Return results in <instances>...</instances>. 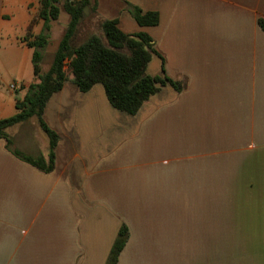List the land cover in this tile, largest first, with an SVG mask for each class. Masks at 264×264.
<instances>
[{
	"label": "crops",
	"instance_id": "0c3cea01",
	"mask_svg": "<svg viewBox=\"0 0 264 264\" xmlns=\"http://www.w3.org/2000/svg\"><path fill=\"white\" fill-rule=\"evenodd\" d=\"M94 1L89 25L115 18L125 33H148L155 49L148 65L181 88L161 85L129 114L96 84L81 92L68 79L42 115L58 134L50 171L21 160L0 138V264H104L124 222L119 262L143 233L157 234L153 224L175 212L178 198H185L188 228L194 192L237 197V259L264 264V0ZM39 5L0 0V118L16 109L9 85L24 94L34 80L28 35L44 30L49 39L58 22L45 30ZM134 6L157 12V24L139 25ZM11 126L10 149L47 158V137L36 132L41 148L26 151ZM198 127L208 138H195ZM233 150L237 158L227 160ZM178 165L184 175L174 172ZM227 165L237 172L224 174Z\"/></svg>",
	"mask_w": 264,
	"mask_h": 264
},
{
	"label": "trees",
	"instance_id": "16d2710c",
	"mask_svg": "<svg viewBox=\"0 0 264 264\" xmlns=\"http://www.w3.org/2000/svg\"><path fill=\"white\" fill-rule=\"evenodd\" d=\"M38 15L43 19V28L49 29V22L56 19L61 8L69 14L68 24L53 52L46 71L41 70L43 48L48 43V32L44 30L36 35L29 34L26 44L33 48L32 68L34 80L28 83L22 97L15 99L16 111L0 118V138L6 140V147L18 158L43 171L53 167L54 148L58 134L43 119V110L51 95L59 91L69 79L77 89L85 92L95 84H101L109 104L120 111L134 114L161 85L169 84L175 90L181 88L179 81L166 75H152L147 65L155 54L151 36L144 32L125 33L115 18L103 19L100 28L105 38L90 34L77 44H72L73 36L82 20L84 9L93 0H39ZM131 13L141 26L157 24L159 17L155 11H142L134 6ZM36 116L40 129L48 138L47 158L32 156L19 149H10L12 141L6 128L18 122ZM128 238V227L122 222L110 246L104 264H117L118 256Z\"/></svg>",
	"mask_w": 264,
	"mask_h": 264
},
{
	"label": "rangeland",
	"instance_id": "374dc122",
	"mask_svg": "<svg viewBox=\"0 0 264 264\" xmlns=\"http://www.w3.org/2000/svg\"><path fill=\"white\" fill-rule=\"evenodd\" d=\"M91 15V5H88L84 9V15L80 23L81 26L82 23L87 22L88 26H86V29L82 27L76 30L72 44L79 43L90 34H98L105 41L100 22L95 20L89 25L88 19ZM102 16H104L103 13ZM68 21L69 14L61 8L58 22L52 27L48 43L43 48L40 63L42 71L48 69L53 52ZM147 72L154 75L159 74V70L154 69L153 62L150 63V66L148 65ZM68 77L71 79V74H68ZM96 87L101 89L102 97H105L101 84H96ZM14 95L22 97L23 92L20 89H15ZM15 111L16 109H14ZM32 117L37 119L36 116ZM33 119L18 123V130L15 129V126H11L9 130L18 145L22 146L23 150L31 152H34L37 147L43 144V141L37 138L36 132H39L44 141H47V136L43 134L37 125V121ZM199 126L203 129L202 123H199ZM24 127L27 129L25 130L26 133H19L18 131ZM200 127H198V135L195 134V138L196 136L208 138L207 131L202 130ZM232 158H237V150L227 152L226 159ZM179 166L175 168L174 172H181L176 175H184ZM220 169L225 170L224 174H234V170L237 172L236 166L227 165L226 167H220ZM180 181H183V179ZM192 194V197H190L188 228L186 227L185 198H178L174 207L175 212L173 214L160 213L158 220L155 222L156 224H153L157 228L153 231H156L157 234L155 235L151 231L148 234L143 233L141 238L144 239H139L137 244L131 243L126 248L124 257L119 258L118 264H243L237 259V221L233 217L234 213L237 212V197L234 195V199H224V193L220 192L215 199L209 200L202 192ZM170 229H172V239L168 240L167 238L171 233Z\"/></svg>",
	"mask_w": 264,
	"mask_h": 264
},
{
	"label": "built area",
	"instance_id": "2783aa9c",
	"mask_svg": "<svg viewBox=\"0 0 264 264\" xmlns=\"http://www.w3.org/2000/svg\"><path fill=\"white\" fill-rule=\"evenodd\" d=\"M9 86H10V88L13 89V90L16 89V84H15V83H11Z\"/></svg>",
	"mask_w": 264,
	"mask_h": 264
}]
</instances>
